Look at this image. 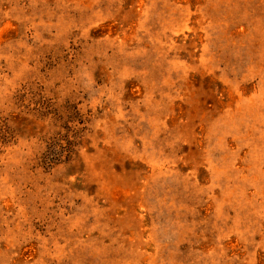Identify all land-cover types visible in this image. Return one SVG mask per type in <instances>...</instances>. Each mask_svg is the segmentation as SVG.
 Wrapping results in <instances>:
<instances>
[{"label":"rangeland","instance_id":"rangeland-1","mask_svg":"<svg viewBox=\"0 0 264 264\" xmlns=\"http://www.w3.org/2000/svg\"><path fill=\"white\" fill-rule=\"evenodd\" d=\"M0 264H264V0H0Z\"/></svg>","mask_w":264,"mask_h":264}]
</instances>
